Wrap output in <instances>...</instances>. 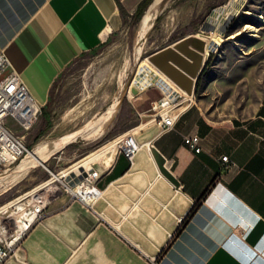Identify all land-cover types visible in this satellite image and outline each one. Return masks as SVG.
Returning <instances> with one entry per match:
<instances>
[{
  "label": "crops",
  "instance_id": "obj_1",
  "mask_svg": "<svg viewBox=\"0 0 264 264\" xmlns=\"http://www.w3.org/2000/svg\"><path fill=\"white\" fill-rule=\"evenodd\" d=\"M141 1L0 0L8 70L44 106L60 72L122 26L120 5L130 18ZM192 135L199 151L184 142ZM145 136L132 160L116 144L70 171L98 169L100 197L50 200L3 264H264V101L249 118L217 121L191 103Z\"/></svg>",
  "mask_w": 264,
  "mask_h": 264
},
{
  "label": "rangeland",
  "instance_id": "obj_2",
  "mask_svg": "<svg viewBox=\"0 0 264 264\" xmlns=\"http://www.w3.org/2000/svg\"><path fill=\"white\" fill-rule=\"evenodd\" d=\"M168 10L172 14L170 23L164 17L170 14ZM157 16L160 19H154L143 45L136 43L138 22L126 17L98 50L84 53L68 64L52 85L45 110L48 120L41 113L28 129L7 121L14 132L24 136L29 152L38 143L52 141L97 119L107 106L121 98L118 112L100 136H87L84 140L78 136L43 164L18 177L16 168L22 158L2 166L0 191H4L0 194V207L113 138L131 134L141 143L154 126H160L167 106L161 104L165 94L157 84L166 78L148 56L186 33L203 38L204 45L210 46L192 103L198 104L212 121L249 118L255 113L264 101V0H162ZM206 39L210 42L206 43ZM172 86L177 90L173 102L179 101L183 95ZM184 106L186 101L177 110ZM92 128H86L84 133ZM71 175L75 176L69 172L30 191L29 196L25 194L19 201L23 209L40 202L46 206L51 198H69L64 183ZM53 186L60 191L51 196ZM16 215L18 212L0 218V222L11 231Z\"/></svg>",
  "mask_w": 264,
  "mask_h": 264
},
{
  "label": "built area",
  "instance_id": "obj_3",
  "mask_svg": "<svg viewBox=\"0 0 264 264\" xmlns=\"http://www.w3.org/2000/svg\"><path fill=\"white\" fill-rule=\"evenodd\" d=\"M8 67V57L4 49L0 46V169L2 166L11 164L21 159L26 153H28V147L25 144L24 136L14 132L8 125L7 121L12 120L22 129H28L38 119L42 113L43 107L42 104L39 103L31 94L28 87L23 82L20 74L15 70H8ZM163 81L164 83L159 80L157 84V86L165 94L164 100L161 101V104L162 106H167L165 108L166 111L163 116H161V120L159 122L162 130L172 128L181 110L185 107L184 106L182 109L177 110V106L180 104H177L178 101L173 102L176 96L174 91L177 90L172 86L173 84L171 85V83L165 79H163ZM181 95L183 94L181 93ZM187 101L189 105L193 102V94L192 97L186 100V102ZM130 140V145L120 144L119 147L124 151L128 159L132 160L134 154L138 150V142L132 136H130ZM198 141V135L186 136L184 138V142L195 151L200 150ZM221 160L224 162L225 167H229L232 164L226 155L222 156ZM67 175H69V173ZM99 177L100 172L98 169H90L81 178H77L76 175L74 177L71 175L68 177L66 183H64V190L68 192L70 200L78 199L87 204H91L101 195V190L96 186V181ZM84 183L89 184L91 189L88 191L80 189L75 190ZM59 191L60 189L58 188L57 192ZM35 200H38V198H35ZM38 204L41 206L35 207L31 205V207L27 209L28 211L35 209L36 215L32 223L37 219L45 207V203L43 202ZM31 224L27 226L20 237L15 236V229L9 231L5 225L4 229H0V264H3L12 254L16 244Z\"/></svg>",
  "mask_w": 264,
  "mask_h": 264
},
{
  "label": "bare ground",
  "instance_id": "obj_4",
  "mask_svg": "<svg viewBox=\"0 0 264 264\" xmlns=\"http://www.w3.org/2000/svg\"><path fill=\"white\" fill-rule=\"evenodd\" d=\"M161 2H162V0H153L151 2V4L149 5L148 9L145 11L144 15L138 21L137 29H136V43L137 44H142V42L145 39L146 35L148 34L150 29L152 28L155 16L160 11ZM167 2L168 1H166V4H167ZM168 12H169V10H168ZM171 15L172 14L170 13V14H167V15L164 16L166 23H170L171 22V20H172V16ZM207 42H210V39H206V43ZM215 44H216V42H215ZM209 48H210V46H208V45H206L205 48H203V49H194V48H192V53L193 54H200L202 59L204 61H206L207 57H208V53H209ZM163 75L165 76L164 78H166V80H168L175 87H177L181 91V93L183 94L182 98L177 102V104H181V103L185 102L186 100H188L190 97H192V93H187L182 88H180L174 81H172L169 77H167L164 73H163ZM193 98H194V93H193ZM120 101H121V98L118 97L117 100L114 103H111V105L109 104L110 106H107L108 108L101 115H99L97 117V119L88 122L83 127L79 128L77 130H74L72 132H69V133H67V134H65V135H63V136H61L59 138H55L52 141L41 142V143H38L37 145H35L34 148L32 150H30L24 157H22V159L18 163L17 168H16L15 176L18 177L20 175H23V174L27 173V171L30 170L33 166H36V165L40 164L41 162H44L45 160L49 159L56 151L64 148L67 144H69L72 141H74L77 136H80V135H84L85 136L86 135V137L87 136L88 137H93V139H94V137H97L100 134H102L106 130L109 122H111V119L114 118L116 112H118L117 110L119 109L118 107H119ZM186 105H188V101L186 102ZM63 118H65V117L63 116ZM91 127H93V128L91 130H89V132L84 133V131H86V128H91ZM139 127H140V125L139 126H135L131 130H135V129L139 128ZM116 144H119V145L120 144H122V145H130L131 144L130 136H128L124 140H122V138L119 137V136L113 138L107 144L102 146L97 152H95V153L93 152V153L85 156L84 158L76 161L75 163L71 164L67 168L62 169L58 173H53L52 176L50 178H48L47 180H45L43 183L35 186L31 190L19 195L18 197L14 198L13 200L3 204L0 207V218H6V217L12 215L13 213L15 214L16 212H18V215L15 216L16 217V225H15L14 229H15V236L16 237H20L23 234V232L25 231V229L27 228V226H29L32 223V221L34 220L35 215H36L35 209H33L32 211H28L27 209H23V206L19 202L21 200V198L25 194L29 193L30 191L32 192V191H34L36 189L38 190V188L44 186L45 184H48V183L52 182L54 179H59L60 177H62L64 175H67L73 169L74 170H76V169L79 170L96 153H100V152H103V151H110ZM148 147L151 148L149 144H148ZM137 148L138 149L140 148V144L139 143H137ZM10 174L11 173H9V176H10ZM3 179H4V177H3ZM78 189L84 190V191H88V190L91 189V186L89 184H85L84 183V184L80 185L79 187H77L75 190H78ZM57 190H58V188L56 186L51 187L50 188L51 196ZM3 191H0V194ZM33 206L36 207V206H41V205L40 204H34ZM4 227H5L4 223L0 222V229H4Z\"/></svg>",
  "mask_w": 264,
  "mask_h": 264
},
{
  "label": "water",
  "instance_id": "obj_5",
  "mask_svg": "<svg viewBox=\"0 0 264 264\" xmlns=\"http://www.w3.org/2000/svg\"><path fill=\"white\" fill-rule=\"evenodd\" d=\"M185 44L186 45L182 49H178L176 46L168 44L151 53L148 56V59L180 88L187 93L193 94L196 90L197 79L199 78L206 61L202 59L200 54H193L192 47L195 45L201 49L204 46V42L201 38L190 35L186 39ZM40 164H43V162Z\"/></svg>",
  "mask_w": 264,
  "mask_h": 264
},
{
  "label": "trees",
  "instance_id": "obj_6",
  "mask_svg": "<svg viewBox=\"0 0 264 264\" xmlns=\"http://www.w3.org/2000/svg\"><path fill=\"white\" fill-rule=\"evenodd\" d=\"M151 1H152V0H142V1L138 4L136 10L130 15V18L132 19V21H133L134 23H136V22H138V21L140 20V18L142 17L144 11L146 10L147 6L150 4ZM120 12H121V15H122L123 20L127 17V15H129L128 12H127V11H126L121 5H120ZM159 19H160V16H157V17L155 18V21L158 22ZM100 47H101V46H100ZM100 47H99V48H100ZM99 48H97L96 50H98ZM96 50H94V51H96ZM201 73H202V72H201ZM198 79H200V76H199ZM197 87H198V83H197V85H196V88H197ZM46 105H47V104H45V105L42 107V114H43V116L46 118V120H48V119H47V116H46V113H45ZM43 131H45V129L41 130V132H43ZM208 188H209V187H208ZM206 191H207V190H206ZM196 206H197V203H195L194 207H193V208L190 210V212L187 214V216H186V218L184 219L183 222H185V221L187 220V218H189V217L191 216V214L194 212Z\"/></svg>",
  "mask_w": 264,
  "mask_h": 264
}]
</instances>
